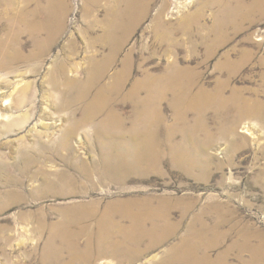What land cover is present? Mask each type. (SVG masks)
<instances>
[{
  "label": "rangeland",
  "instance_id": "obj_1",
  "mask_svg": "<svg viewBox=\"0 0 264 264\" xmlns=\"http://www.w3.org/2000/svg\"><path fill=\"white\" fill-rule=\"evenodd\" d=\"M131 4L132 23L113 24ZM26 23L42 33L0 76L33 85L26 143L51 152L43 176L0 175V264H264V0H0V40ZM114 32L118 49L102 42ZM100 92L106 111L77 128ZM15 147L0 149L10 162Z\"/></svg>",
  "mask_w": 264,
  "mask_h": 264
},
{
  "label": "bare ground",
  "instance_id": "obj_2",
  "mask_svg": "<svg viewBox=\"0 0 264 264\" xmlns=\"http://www.w3.org/2000/svg\"><path fill=\"white\" fill-rule=\"evenodd\" d=\"M137 6L138 5L131 4L129 6L127 13H124V14L119 13L117 16H115L113 18L114 19L113 24L117 23L118 20L123 18V17L127 18L130 21V23H132V18L138 14L137 12L140 11ZM114 13L115 12H113V14ZM115 19H116V21H115ZM17 21H18V24L24 23L22 15H18ZM63 27H64V20L62 18H59V20L55 24V29H50V34L55 33V35L56 34L58 35V33L61 31V28H63ZM120 27H121V23H120ZM26 28H28V29L24 32L18 31L17 28L12 29V30L10 29L5 34L6 38H2L0 40V72H4L8 69L13 68V66H15L16 63L23 60L21 58L22 51L20 48V42L22 41V37L25 35V33H27V35H29L30 37L34 36L36 34L39 35L42 33L41 31H39L40 30L39 26L38 27L32 26L31 24L26 23ZM114 29H119L121 32V28L115 27ZM128 32H130V31H128ZM119 35L120 34H117V32L111 33L110 37L107 36V34H106V36L102 39V42L104 44L106 42V40H108V42H109V43L107 42L108 44H114L115 43L114 47H115V49H118V46L121 43V39L123 40V38L119 37ZM48 42H49V40L47 41V43H43L41 45L40 51L37 53L38 58L45 56V54L48 50V47H49ZM105 71H107V70H105ZM64 73H65V66L60 65L58 67L56 77H58V76L61 77L62 75H64ZM90 75H91L90 76L91 79H89L87 81V83L82 85L80 88H78L80 85L76 87L74 82L70 81L71 82L70 88L72 87V89L67 88V91L72 92L78 88L76 93H77V96H79V97L77 99H75L76 104H78L79 101L86 100L93 93V89L95 87L96 81L103 77L101 67H100V71L98 72V74L90 73ZM5 76L6 75L0 76V143H1L0 149L2 146L8 147L12 144H15V146H17V147L12 148L11 158H14L13 162L9 161L10 157H9L8 153L6 154V153H2L0 151V175L2 174V172L7 171L10 168H13L14 170L17 169L22 174H26V173L30 172V170L33 167L35 168L39 164V170L37 172H33L31 174H33L34 176H37V177L41 176V175L43 176V174L46 173V170L43 168V163L40 162V159H41L40 156L43 157V156H45V153L51 152V151H50L49 147L46 145V143L42 142L43 136L39 135V134L36 135V139L34 140L33 143H31V144L26 143V140L29 137V134L32 133L33 131L32 130L26 131L25 134H24L25 131H23L24 129L26 130L28 128V126L32 122V119L34 118V114L32 113L34 103L32 102V98L30 96V91L33 92V90H32L33 85L28 82L24 86H18V85H16L15 82L7 80V78H8L7 76H9V75H7L6 78H5ZM121 78L122 79L120 81H118L117 84H119L121 81L124 80L123 74H122ZM54 79H56V78H54ZM75 83H77V81ZM53 86H54V88H59V84H58L57 80L54 81ZM113 89L121 90L120 86L118 88L114 87ZM101 91H103V90H101ZM110 91L112 92V90H110ZM102 98L103 99L106 98L105 92L104 93L100 92V94L97 95L96 100L94 102H92L90 105L88 104L89 108L84 113V117H83L82 121L80 122V125H77V128L81 127L82 125H85L88 122L93 123L95 120V117L98 116L99 113L102 114L106 111L104 108H107L109 106L108 100L107 99L103 100ZM219 98H220L219 103L222 106L227 105L226 100H224L222 98V93L219 94ZM235 103L238 104V106L242 107V105H240L241 103L239 104L238 102H236V99H235ZM65 106L66 105L63 102V97H62V101H61V104L59 107L64 109ZM243 108H247V105L245 104L243 106ZM254 109H256V111L253 112L254 115H252V116L264 124V105H262L261 102H258L257 104H255ZM44 113L45 112L43 111L42 114H44ZM42 117H43V115L40 116V118H42ZM116 122H117V120H116ZM111 124H112V122H111ZM111 124L106 123L105 125L109 126ZM41 126H42L41 128L47 129V125L42 124ZM104 128H106V126L101 127V129H104ZM18 132L22 133L21 137L13 139V140H7L4 142L3 137L5 135H8V137H12V136L15 137L14 133H18ZM72 136H73V129L68 131V132H65L64 138H62V141L57 143V150L55 151V155L57 158L59 157L60 159H63L62 150H60V147H65L64 142L67 140V138L70 139V137H72ZM54 145H55V143H54ZM54 145H53V148H54ZM64 149H66V148H64ZM52 155L54 156L53 153H52ZM107 215L110 216L109 214H107ZM104 229L102 227L99 228V237H107L108 236V232L106 231V228H104ZM67 233H68L67 231H66V233L65 232L62 233V237H67ZM69 237H79V236H78V234L73 233V234L69 235ZM254 237H258V236H254ZM192 249L193 248H191L189 251H193ZM72 251L75 254L78 253L77 248H74ZM189 264H202V263L198 262V260H196L194 263L191 262Z\"/></svg>",
  "mask_w": 264,
  "mask_h": 264
}]
</instances>
